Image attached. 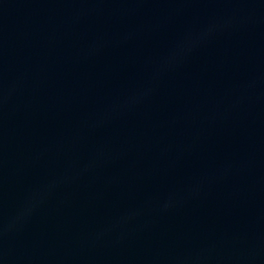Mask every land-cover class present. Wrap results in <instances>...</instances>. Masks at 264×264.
I'll return each mask as SVG.
<instances>
[{
    "label": "water",
    "instance_id": "water-1",
    "mask_svg": "<svg viewBox=\"0 0 264 264\" xmlns=\"http://www.w3.org/2000/svg\"><path fill=\"white\" fill-rule=\"evenodd\" d=\"M0 264H264V0H0Z\"/></svg>",
    "mask_w": 264,
    "mask_h": 264
}]
</instances>
